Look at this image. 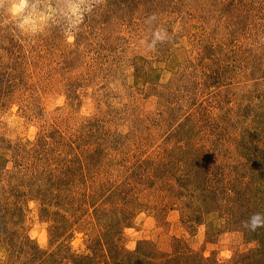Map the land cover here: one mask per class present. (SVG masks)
<instances>
[{"label": "rangeland", "instance_id": "obj_1", "mask_svg": "<svg viewBox=\"0 0 264 264\" xmlns=\"http://www.w3.org/2000/svg\"><path fill=\"white\" fill-rule=\"evenodd\" d=\"M40 0L38 6H42ZM173 36L147 52L148 16ZM0 9V264H264V0H103L69 43Z\"/></svg>", "mask_w": 264, "mask_h": 264}, {"label": "clouds", "instance_id": "obj_2", "mask_svg": "<svg viewBox=\"0 0 264 264\" xmlns=\"http://www.w3.org/2000/svg\"><path fill=\"white\" fill-rule=\"evenodd\" d=\"M103 0H44L42 6L40 0H0V9L8 21L14 24L22 33L36 35L53 24H59L61 18L66 26H63L64 35L69 43L76 38V31L83 24L85 16L90 14L93 8ZM157 17L152 14L147 17L145 23L149 25L148 32L151 40L145 36L141 45L147 52H155L157 44L170 43L173 36L166 28L156 25ZM242 227L255 232L258 228H264V213H253L247 220L242 221Z\"/></svg>", "mask_w": 264, "mask_h": 264}]
</instances>
